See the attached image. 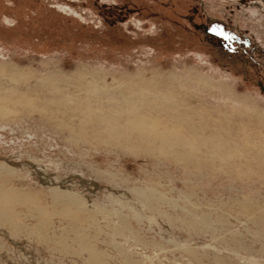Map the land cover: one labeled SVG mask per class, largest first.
Masks as SVG:
<instances>
[{
    "label": "rangeland",
    "instance_id": "obj_1",
    "mask_svg": "<svg viewBox=\"0 0 264 264\" xmlns=\"http://www.w3.org/2000/svg\"><path fill=\"white\" fill-rule=\"evenodd\" d=\"M0 187V264H264V0H0Z\"/></svg>",
    "mask_w": 264,
    "mask_h": 264
},
{
    "label": "bare ground",
    "instance_id": "obj_2",
    "mask_svg": "<svg viewBox=\"0 0 264 264\" xmlns=\"http://www.w3.org/2000/svg\"><path fill=\"white\" fill-rule=\"evenodd\" d=\"M129 115L126 121V127L129 130H137L139 133L143 134L142 136H146L145 134L150 133H160L161 135L169 133L166 129H157L156 124L148 119V117L143 116L141 114H134L131 111H126ZM110 121V120H109ZM166 138V136H161ZM16 195L11 193V191L0 187V222L7 223L12 228L14 227V217L11 215L9 204L11 200H14ZM86 255V254H85ZM88 262L90 264H96V259L93 254L88 253Z\"/></svg>",
    "mask_w": 264,
    "mask_h": 264
}]
</instances>
